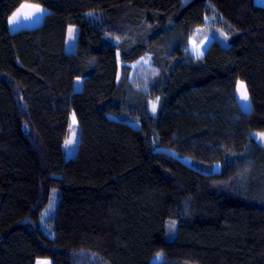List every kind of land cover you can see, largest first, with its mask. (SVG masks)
<instances>
[{
  "label": "trees",
  "instance_id": "trees-1",
  "mask_svg": "<svg viewBox=\"0 0 264 264\" xmlns=\"http://www.w3.org/2000/svg\"><path fill=\"white\" fill-rule=\"evenodd\" d=\"M25 3L48 13L13 32ZM207 19L229 45L214 38L196 58L190 40ZM146 58L140 79L133 66ZM72 115L79 147L65 161ZM254 131L264 132L255 0H0V264H264ZM52 190L50 237L40 220Z\"/></svg>",
  "mask_w": 264,
  "mask_h": 264
},
{
  "label": "rangeland",
  "instance_id": "rangeland-1",
  "mask_svg": "<svg viewBox=\"0 0 264 264\" xmlns=\"http://www.w3.org/2000/svg\"><path fill=\"white\" fill-rule=\"evenodd\" d=\"M264 1V0H263ZM264 5V4H263ZM48 13L47 8L31 4L25 3L22 5L19 12H16L9 20V25L11 31L15 32L20 29L34 28L42 23L44 16ZM212 20L207 19V27L201 30H198L193 35V38L190 40V47L192 50V54L194 57L198 58L204 55L205 51L213 41V39H218L222 44L229 45L228 32L226 30H219L212 28ZM78 36V27L75 25H71L68 28V36L66 42V51L73 53L76 49V41ZM136 76L140 79H144L148 77L150 73V62L149 59H142L138 64L133 66ZM81 80L77 81L76 89L81 90L79 87L82 83ZM238 95L241 105L246 110L250 108V99L247 93V89L245 84L240 82L238 87ZM159 103L160 99L155 98L150 101V113L154 116L158 114L159 111ZM134 126L140 128V123H134ZM79 137H80V127L76 121V117L72 115L70 120V126L68 131V136L65 142V161L73 159L78 152L79 147ZM252 137L256 139L258 142L264 144V132H252ZM182 161L187 163L188 165H192V160L188 157H182ZM215 170L219 171L220 166L216 165ZM59 206V190H52L51 199L49 205L42 213V217L40 220V225L44 229L45 233L50 237H53L54 234L51 233V225L49 222L55 215ZM161 255L157 256L153 259L156 262Z\"/></svg>",
  "mask_w": 264,
  "mask_h": 264
},
{
  "label": "crops",
  "instance_id": "crops-1",
  "mask_svg": "<svg viewBox=\"0 0 264 264\" xmlns=\"http://www.w3.org/2000/svg\"><path fill=\"white\" fill-rule=\"evenodd\" d=\"M255 2H256V4H258V5H261V6H264L263 4H264V1L263 0H255ZM82 83V82H81ZM76 86H77V83H76ZM80 88L82 87V84L79 86ZM78 90H80V89H78Z\"/></svg>",
  "mask_w": 264,
  "mask_h": 264
}]
</instances>
